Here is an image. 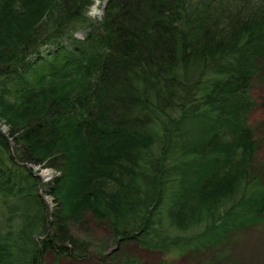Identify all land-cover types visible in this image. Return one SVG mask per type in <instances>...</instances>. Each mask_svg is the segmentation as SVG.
Returning <instances> with one entry per match:
<instances>
[{"label": "trees", "instance_id": "16d2710c", "mask_svg": "<svg viewBox=\"0 0 264 264\" xmlns=\"http://www.w3.org/2000/svg\"><path fill=\"white\" fill-rule=\"evenodd\" d=\"M94 1L0 0V264L88 258V216L166 253L264 222V0Z\"/></svg>", "mask_w": 264, "mask_h": 264}, {"label": "rangeland", "instance_id": "374dc122", "mask_svg": "<svg viewBox=\"0 0 264 264\" xmlns=\"http://www.w3.org/2000/svg\"><path fill=\"white\" fill-rule=\"evenodd\" d=\"M106 2L95 0L88 15L96 20L101 19ZM76 35L77 38H83L81 30ZM253 93L257 106L251 114V124L258 141L254 174L264 181V60H260V73L254 80ZM2 128L6 131L4 126ZM51 170L39 168L37 172L46 181L56 175ZM38 193L45 203L50 220L54 201L50 195L43 194L42 189ZM70 227L76 236L91 243L90 256L86 259L65 256L55 259L54 253L48 251L44 254L42 264H264V222L242 228L215 246L171 253L144 249L137 240L118 241L106 223L97 222L91 216L81 223H71Z\"/></svg>", "mask_w": 264, "mask_h": 264}, {"label": "built area", "instance_id": "2783aa9c", "mask_svg": "<svg viewBox=\"0 0 264 264\" xmlns=\"http://www.w3.org/2000/svg\"><path fill=\"white\" fill-rule=\"evenodd\" d=\"M35 168V171H37V170H39V168H41V167H39V166H35L34 167ZM38 168V169H37ZM52 172H53V175H55L57 172L55 171V170H51ZM38 173V172H37ZM40 176H41V174H39ZM49 180V179H48ZM47 181V180H46Z\"/></svg>", "mask_w": 264, "mask_h": 264}]
</instances>
